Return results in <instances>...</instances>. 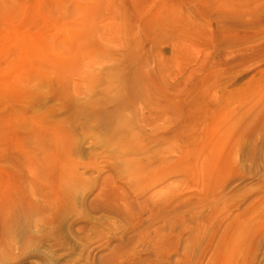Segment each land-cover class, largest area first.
I'll return each instance as SVG.
<instances>
[{
    "label": "rangeland",
    "instance_id": "1",
    "mask_svg": "<svg viewBox=\"0 0 264 264\" xmlns=\"http://www.w3.org/2000/svg\"><path fill=\"white\" fill-rule=\"evenodd\" d=\"M173 43L208 58L195 78L222 99L180 139L167 125L191 79L164 61ZM263 47L264 0H0V264H264ZM127 55L134 69L151 57L158 89L126 86L132 107L107 127L92 108L124 86L108 68ZM220 56L241 66L217 80ZM33 121L67 134L64 183L42 209L26 205Z\"/></svg>",
    "mask_w": 264,
    "mask_h": 264
},
{
    "label": "bare ground",
    "instance_id": "2",
    "mask_svg": "<svg viewBox=\"0 0 264 264\" xmlns=\"http://www.w3.org/2000/svg\"><path fill=\"white\" fill-rule=\"evenodd\" d=\"M151 20L144 26L142 35L145 38L142 39L154 41L156 38L155 32L157 30L153 31L152 28L154 30L156 29L157 22L154 20L157 19L151 18ZM210 22L213 23V20H211ZM220 25L223 24L221 23ZM213 34H215V30H213ZM136 38L137 37H129L128 39L125 38V41L121 39L120 48H122V51L126 46L129 47V43L132 45L131 42L135 41ZM124 42L126 43V46ZM135 42H137L138 44V41ZM137 44L132 45V48H135ZM138 48L133 50L132 54H130V57L133 54H139ZM169 49L170 50L168 52H163L165 54L164 61L173 63L174 68H178L180 66H188V70H184L185 74L188 72L187 75H189L191 80H196L195 82L197 85L207 87L206 89L208 90V93L207 90H205V93L201 92L200 90L197 91V88H195V83L192 84L191 80H183L182 82L175 85V90L177 91V93H179V96L181 95V97H179V100L177 99L175 102L176 119L179 122L177 124H173L170 122L172 125L168 123L167 126H169L170 131L173 132L172 138L180 139L182 137V134H184L183 132L188 128H198L199 126L197 127V125L201 124V121L205 118H208L209 116L215 117L220 111L222 99L218 97V95H212V97H210L211 92L209 93V91H211V89L209 86L210 84H208V75L198 76L195 78L197 71L201 72L208 69L209 61L207 57H202L197 63L193 64L191 58L196 56H194L193 49L191 47L184 48L180 47L178 44L173 43L170 44ZM119 53L122 55L125 54L120 50ZM160 53H162V51H160ZM130 57L127 55L128 59L127 61H125V63L117 61L108 68L114 74V77L116 79H119L123 82L124 86L112 88L101 98V100H99L96 106L92 108V113L95 114L99 121L107 127H111L114 121L120 119L123 110L127 107V105L129 106V108L132 107V104H130L131 101L128 99V96L125 92L126 86L132 84L133 89H136L137 94L135 95L137 97L141 96L138 94H143L148 97L152 94V91L154 89H158L155 80L156 72L154 62H150L151 57L146 55L145 58L139 60V67H135V69L132 68L130 64H128L132 63ZM240 57L253 60L252 54L248 51H242L240 53ZM158 58H161V56H159ZM217 59L218 61H216ZM213 61L217 62L219 68L216 69V67L214 66L215 68L213 67L212 69V72L217 80L221 77L223 78V76L228 74L230 68H233L232 71H234V68H237L239 65V63H237L238 65H234V67L230 64L229 60L225 59L222 56L216 57L215 59H213ZM175 70L176 71L174 75L176 76L178 75L177 70L181 69ZM256 76L257 71L252 76L251 80L256 78ZM161 89H163V87H161ZM226 90L227 86L225 87V92ZM138 121L139 120H136V122L139 123L140 130L144 131L143 125ZM25 132V136H27L26 141L30 147V154L25 157V177L27 178L29 184H35L36 187L33 189V192L37 198L35 200H33V198H28L26 200V205H29L30 207H32V209H42L39 201L51 204L56 192H59L58 190L64 183L62 165L59 160V157L61 155L59 149L61 143L66 140L65 138L67 134L63 127L60 128L56 126L55 129H52L34 121L29 123ZM0 203L3 202L0 200ZM15 210L16 209L10 211L11 215H15V212L19 214V211Z\"/></svg>",
    "mask_w": 264,
    "mask_h": 264
}]
</instances>
